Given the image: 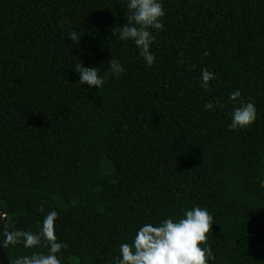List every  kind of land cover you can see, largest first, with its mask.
<instances>
[{
    "label": "trees",
    "instance_id": "trees-1",
    "mask_svg": "<svg viewBox=\"0 0 264 264\" xmlns=\"http://www.w3.org/2000/svg\"><path fill=\"white\" fill-rule=\"evenodd\" d=\"M156 61L146 67L121 0H0V248L38 233L55 211L61 264H117L146 222L206 207L209 264H264V0H162ZM125 18V20H124ZM81 35L70 47V30ZM68 45V46H67ZM111 58L125 68L96 90L74 71ZM215 74L201 86V70ZM257 116L230 130L229 94ZM212 102L213 110L204 108ZM42 209V210H41ZM0 264L1 261H0Z\"/></svg>",
    "mask_w": 264,
    "mask_h": 264
},
{
    "label": "clouds",
    "instance_id": "clouds-1",
    "mask_svg": "<svg viewBox=\"0 0 264 264\" xmlns=\"http://www.w3.org/2000/svg\"><path fill=\"white\" fill-rule=\"evenodd\" d=\"M127 9V19L123 25L112 27V34L120 41H130L137 49L146 67H151L156 57L151 50L155 41L154 32L162 31V18L165 10L162 0H121ZM67 37L70 47L78 45L81 35L77 30H70ZM68 46V45H67ZM107 75H101L100 67L82 66L78 61L74 71L79 74L81 85L88 88H102L108 76L119 78L125 68L119 59L111 58L106 62ZM215 79V74L207 69L201 70V86L207 89L209 81ZM233 107L229 113L230 130L244 129L256 120L257 110L251 100H243L237 89L229 94ZM212 102L205 103L204 108L213 110ZM264 187V180H261ZM42 210V209H41ZM57 213L49 211L41 221L40 231H15L6 235V241L13 245L22 243L25 248H33L41 244L43 238L47 242V254L33 253L16 257L11 264H61L58 254L67 248V244L58 240L55 234ZM214 222L213 215L206 207L193 205L185 208L180 217L162 218L157 223H142L136 230L131 243H121L117 264H209L215 260V254L207 243Z\"/></svg>",
    "mask_w": 264,
    "mask_h": 264
},
{
    "label": "water",
    "instance_id": "water-1",
    "mask_svg": "<svg viewBox=\"0 0 264 264\" xmlns=\"http://www.w3.org/2000/svg\"><path fill=\"white\" fill-rule=\"evenodd\" d=\"M0 261H1L2 264H8V262L6 260V257H5V254H4V252L2 251L1 248H0Z\"/></svg>",
    "mask_w": 264,
    "mask_h": 264
}]
</instances>
